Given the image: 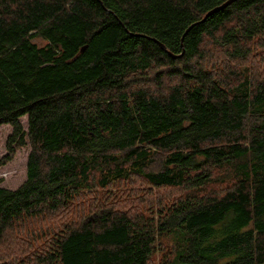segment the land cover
<instances>
[{
	"label": "trees",
	"instance_id": "obj_1",
	"mask_svg": "<svg viewBox=\"0 0 264 264\" xmlns=\"http://www.w3.org/2000/svg\"><path fill=\"white\" fill-rule=\"evenodd\" d=\"M226 1L0 0V264H264V0Z\"/></svg>",
	"mask_w": 264,
	"mask_h": 264
},
{
	"label": "rangeland",
	"instance_id": "obj_2",
	"mask_svg": "<svg viewBox=\"0 0 264 264\" xmlns=\"http://www.w3.org/2000/svg\"><path fill=\"white\" fill-rule=\"evenodd\" d=\"M34 41L40 45L45 43L40 38H36ZM20 121L26 129V116L20 117ZM11 130V126L8 124L0 125V187L15 189L26 178V158L30 145L28 138L25 137V143L20 147H15L12 157L4 161L6 155L9 154L6 142Z\"/></svg>",
	"mask_w": 264,
	"mask_h": 264
},
{
	"label": "water",
	"instance_id": "obj_3",
	"mask_svg": "<svg viewBox=\"0 0 264 264\" xmlns=\"http://www.w3.org/2000/svg\"><path fill=\"white\" fill-rule=\"evenodd\" d=\"M232 0H227L226 2H224L220 7H222V6H225V5H227L228 3H230ZM213 10H211L210 12H208L207 14H205V15H209L211 12H212ZM205 17V16H204ZM203 17V18H204ZM161 45V47L163 48V49H165V47L162 45V44H160Z\"/></svg>",
	"mask_w": 264,
	"mask_h": 264
}]
</instances>
